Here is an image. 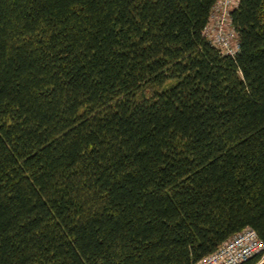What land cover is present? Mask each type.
Listing matches in <instances>:
<instances>
[{"label":"trees","instance_id":"16d2710c","mask_svg":"<svg viewBox=\"0 0 264 264\" xmlns=\"http://www.w3.org/2000/svg\"><path fill=\"white\" fill-rule=\"evenodd\" d=\"M0 0V264H198L264 240V0ZM246 264H251L246 263Z\"/></svg>","mask_w":264,"mask_h":264},{"label":"built area","instance_id":"2783aa9c","mask_svg":"<svg viewBox=\"0 0 264 264\" xmlns=\"http://www.w3.org/2000/svg\"><path fill=\"white\" fill-rule=\"evenodd\" d=\"M238 5L239 0H217L206 28V34L225 53L234 54L239 49L230 18L231 11ZM249 261L264 264V240L251 227L233 235L198 264H243Z\"/></svg>","mask_w":264,"mask_h":264},{"label":"bare ground","instance_id":"6f19581e","mask_svg":"<svg viewBox=\"0 0 264 264\" xmlns=\"http://www.w3.org/2000/svg\"><path fill=\"white\" fill-rule=\"evenodd\" d=\"M237 7H238V6H237ZM237 7H236V8H237ZM236 8H234V9H236ZM234 9H233V10H234ZM233 10H232V11H233ZM232 11H231V12H232ZM230 18H231V14H230ZM208 25H209V24H208ZM231 28L234 30V27H233V24H232V19H231ZM206 35H207V34H206ZM207 37L211 40V42H212L213 44H215V43L213 42V39H212V38H210L208 35H207ZM215 45H216V44H215ZM216 46H217V45H216ZM254 230H255V229H254ZM255 231H256V230H255ZM256 232H257V231H256ZM257 234H258V233H257ZM250 262H251V264H252V261L245 262V263H243V264L250 263Z\"/></svg>","mask_w":264,"mask_h":264}]
</instances>
